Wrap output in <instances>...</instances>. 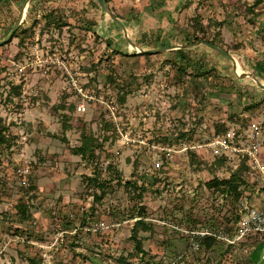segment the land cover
<instances>
[{"label": "rangeland", "instance_id": "rangeland-1", "mask_svg": "<svg viewBox=\"0 0 264 264\" xmlns=\"http://www.w3.org/2000/svg\"><path fill=\"white\" fill-rule=\"evenodd\" d=\"M158 1L108 2L141 48L157 47L160 37L175 44L198 36L202 42L182 48L183 56L178 48L134 49L98 0L89 1L100 15L92 24L101 26L87 25L92 36L78 29L74 8L67 22L49 0H0V40L26 7L18 36L0 45V264H256L260 254L251 243L218 235L234 239V203L242 195L264 197L260 170L250 164L236 199L205 182L252 162L234 147L254 141L264 162V88L251 75L240 77L231 58L208 42L231 51L241 73L264 82V0H163L161 18L151 11ZM44 11L46 25L39 24ZM70 50L84 54L82 78L116 116L101 101L77 112L62 70L33 62L48 52L71 57ZM118 125L136 140L121 144ZM86 133L103 144L83 156L74 148ZM218 133L232 148L215 142ZM95 175L105 183L101 199L94 194L100 184L89 180ZM19 203L28 206L25 218ZM140 205L152 225L139 232L145 254L131 237ZM192 226L214 233L216 243L190 249Z\"/></svg>", "mask_w": 264, "mask_h": 264}, {"label": "built area", "instance_id": "built-area-1", "mask_svg": "<svg viewBox=\"0 0 264 264\" xmlns=\"http://www.w3.org/2000/svg\"><path fill=\"white\" fill-rule=\"evenodd\" d=\"M35 61L36 63L41 64L42 66L55 64L54 67H59V69L62 70L63 75H66L73 90L75 91V107L77 112H85L87 111L88 105L91 102L101 101L106 104V106L111 111L110 113L116 116L115 108H113V106L109 104V101L100 99V96L95 92V90L88 86V81L85 80V78H82L83 72L80 70V66L76 64L72 58H64L56 52H48L46 56L36 58L33 62ZM118 131L120 133L119 142L121 144L136 140L130 137L129 135H125V133L119 128V125ZM215 142L225 148H232L231 144L225 139V136L222 133L217 134ZM183 148L189 149L190 146L185 142ZM234 148L240 151H244V153L248 155V157L252 160L250 164L253 168L260 170L262 174V179H264V162L261 161L259 156L260 150L258 143L252 141L248 143L247 146H243L241 148ZM238 204L241 206V217L237 224L238 228L234 239H231L224 232H221L218 236L228 240L229 242H234L236 239L242 238L250 232L264 234V204L259 206L252 203L247 195H242L239 198ZM191 232L192 234H194V237L191 238L189 245L190 249L192 250H197L201 247V237L206 234H214L208 230H191ZM171 264H174V261Z\"/></svg>", "mask_w": 264, "mask_h": 264}, {"label": "trees", "instance_id": "trees-1", "mask_svg": "<svg viewBox=\"0 0 264 264\" xmlns=\"http://www.w3.org/2000/svg\"><path fill=\"white\" fill-rule=\"evenodd\" d=\"M107 1H109V0H107ZM260 1H262V0H257V2H260ZM162 3H163V0H159L157 6L151 8V11L155 10V14L158 16V18H161L162 15L165 13V11L162 10L160 7V5ZM196 29L202 30L204 32L205 31L204 24L197 22L196 23ZM18 33H19V29L14 32L13 36L9 40H12V38L14 36H18ZM160 38H162L160 45L171 44L170 39L163 38V37H160ZM198 39H200V38H198V36H196L192 40L197 41ZM188 40H190V39H188ZM160 45H157V46H160ZM177 50H178V52H180L181 56H183V50L184 49L178 48ZM151 53H153V52H150V51H143L142 52V54H151ZM120 101L125 102V95H122L120 97ZM72 107L74 110L76 109L74 103H73ZM1 120H2V118L0 117V122H1ZM105 122H106V125L108 126L109 129H111V128L113 129L112 121L107 120ZM219 129H221V127H219ZM1 138L5 139L3 133L1 135ZM115 138H117V136H115ZM115 138L113 136L114 140H115ZM102 144L103 143L99 137H96L93 133H86L82 136L81 143L79 145L75 146L74 151H75V153L81 154L83 156H87V155L93 154L95 149L99 146H102ZM93 157H95V156H93ZM96 158L98 159V156ZM96 162L99 163V161H96ZM104 164H105V161H100L101 166ZM96 167H97V165L94 167V170L97 172ZM98 167L101 168L100 166H98ZM249 168H250V163L245 159L236 168H234L231 171L229 176L224 177V178L214 176V177H211L210 179H208L205 182V184L207 187L213 189V191L216 193L222 194L223 196H226V197L228 196L229 198L235 197V199H236L239 196L240 188L248 182V178L246 177L247 175L245 172L249 171ZM89 180L92 183L100 184V187H101L100 193L95 192L94 194H95L97 199H101L103 193L105 192V183L99 181L100 179H99L98 175L90 176ZM129 182L130 181H127L126 183H129ZM138 196L142 197V191L139 192ZM237 204H238L237 202L234 203V206H235L234 212H233V217H234L233 222L234 223L239 221V219L241 217V214L238 210L239 207ZM145 209L146 208L144 205H140L139 211H138V213H140L139 218L136 219V221L133 225L132 234H131V237L134 239L135 245L138 248V251H140L142 254H145L146 250L143 247V239L141 238V235L139 232H140V230L146 231V230H149L152 228V225L148 221H146V219H145ZM18 210L21 212V214L24 218L28 216L27 204L19 203L18 204ZM195 229L199 230L196 227L192 226L191 230H195ZM201 239H202V243H203L204 248H211L217 241V237L213 234H206L203 237H201ZM242 242H244V244H246V243L250 244L251 243V246L256 248L257 251H259V254H261L262 250L264 249V234L263 233L250 232L242 238ZM34 263L40 264L36 260H34ZM254 264H255V262H254Z\"/></svg>", "mask_w": 264, "mask_h": 264}, {"label": "water", "instance_id": "water-1", "mask_svg": "<svg viewBox=\"0 0 264 264\" xmlns=\"http://www.w3.org/2000/svg\"><path fill=\"white\" fill-rule=\"evenodd\" d=\"M32 0H27L28 3H30ZM100 5L102 6V8L104 9V11L106 13H108L121 27L122 32L124 34L125 39L128 41V43L130 45L133 46L134 49L139 50L140 52L143 51H150V52H158L161 50H167V49H177V48H185V47H191V46H195L199 43L202 42V40H197V41H192V42H186V43H175V44H169V45H161V46H157V47H151V48H141L135 41L134 39L131 37L129 29L127 24L125 23V21L116 14V12L112 9V7L110 6L109 2L107 0H98ZM25 14H26V7H23L20 11V14L18 15L17 19L15 20L14 24L11 26V30L9 31V33L0 40V44L6 43L14 34V32L19 28L20 24L23 22L24 18H25ZM210 45H212L213 47L217 48L218 50L222 51L223 53H225L228 57L231 58V60L233 61V67L235 72L240 76H247V75H251L252 77H254V79L256 80V82L264 88V82L260 81L258 79V77L255 75V73L253 72H245V73H240V71H238V62L237 59L235 57V55L229 51L228 49H226L225 47L211 42H208ZM243 74V75H242ZM264 259V249L262 250L256 264H261L262 260Z\"/></svg>", "mask_w": 264, "mask_h": 264}, {"label": "crops", "instance_id": "crops-1", "mask_svg": "<svg viewBox=\"0 0 264 264\" xmlns=\"http://www.w3.org/2000/svg\"><path fill=\"white\" fill-rule=\"evenodd\" d=\"M89 1H91V0H49V2H51V3L55 2L54 3L55 4L54 7L59 8L55 12H59V10H60L61 14L67 13V16L63 17L64 19L67 20V22H71V19H72L71 18V15H72L71 14V9L74 8V9H76V11L78 10L79 11L78 15L81 16V18L79 20V24H78L79 25L78 29L84 30L85 32L89 33L88 34L89 36L90 35L92 36V31H94V28H96L95 29L96 31H99L98 28L101 27V26H99V24H97V23L92 24L93 21L94 22L95 21H97V22L100 21V15H99V13H97V11H95L93 8L90 7ZM35 3H36V0H32L31 1V4H35ZM33 9H34V7H33ZM87 9H90V10L87 11ZM84 10H85V12L83 13ZM44 12L46 13V11H44ZM45 13L42 15V17H41V13H38L37 17H41V20H40L39 24L46 25L47 23H49L48 15H47V13L46 14ZM35 17H36V14L34 12L32 14V17H31L32 21H34ZM88 19H89V21H88ZM90 19H92V21H90ZM122 19H124V18H122ZM89 24L94 26V28L91 29L90 27H88L87 25H89ZM69 25L70 24H68L66 26H69ZM88 30H89V32H88ZM113 34L114 33H111V34L106 35V36H113ZM3 44H5V43H3ZM0 45H2V44H0ZM36 46H38V47L36 48ZM153 46H155V45H149L148 47L151 48ZM51 47H52V45L50 43H46V48L48 50H50ZM33 49H34L33 51H35V52L36 51L37 52L40 51L39 43L35 44ZM74 52L75 51L70 50L71 57H69V58H72L73 61L80 66L82 64V62H83V55L84 54H80L78 56L77 55L74 56L73 55ZM251 202L256 204V205L261 206V205L264 204V197L260 198V197L257 196L255 199H252Z\"/></svg>", "mask_w": 264, "mask_h": 264}, {"label": "bare ground", "instance_id": "bare-ground-1", "mask_svg": "<svg viewBox=\"0 0 264 264\" xmlns=\"http://www.w3.org/2000/svg\"><path fill=\"white\" fill-rule=\"evenodd\" d=\"M237 62H238V61H237ZM238 71H240L239 68H238ZM240 73H241V72H240Z\"/></svg>", "mask_w": 264, "mask_h": 264}]
</instances>
